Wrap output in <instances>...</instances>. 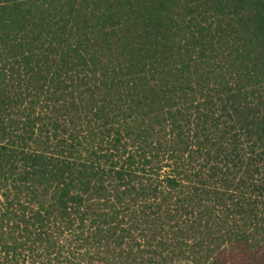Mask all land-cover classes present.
Returning <instances> with one entry per match:
<instances>
[{
	"label": "trees",
	"instance_id": "trees-1",
	"mask_svg": "<svg viewBox=\"0 0 264 264\" xmlns=\"http://www.w3.org/2000/svg\"><path fill=\"white\" fill-rule=\"evenodd\" d=\"M0 264H264V0H0Z\"/></svg>",
	"mask_w": 264,
	"mask_h": 264
}]
</instances>
